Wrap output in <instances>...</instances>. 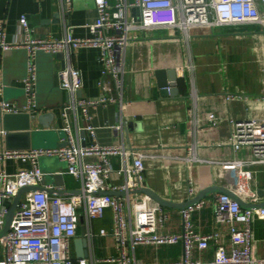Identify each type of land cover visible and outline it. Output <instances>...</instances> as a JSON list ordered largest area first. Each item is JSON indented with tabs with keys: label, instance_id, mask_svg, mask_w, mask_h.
<instances>
[{
	"label": "built area",
	"instance_id": "built-area-1",
	"mask_svg": "<svg viewBox=\"0 0 264 264\" xmlns=\"http://www.w3.org/2000/svg\"><path fill=\"white\" fill-rule=\"evenodd\" d=\"M59 2V15L65 20L72 11V0ZM94 6L96 19L87 26L90 36L85 39L73 37L70 27L60 38H36L23 16L19 20L22 40L10 45L5 42L0 24V52L22 49L27 54L26 77L22 82L26 105L19 108L0 101V123L6 115L36 111L37 53L63 55L64 66L57 72L56 79L58 88L68 98L60 110L61 147L0 152V164L6 160L29 164V169L15 174L0 172V230L8 212L3 204L11 201L20 189L36 187L44 182L47 174L39 168L42 158H55L64 163V174L79 183L83 193H88L69 197L39 191L24 194L6 236L0 239L3 248L0 264H88L86 259L74 260L71 255L80 219H83L86 237H92L91 223L101 220L107 210L112 214V229L111 232L101 229L99 237H112L118 250V255L107 259V263L145 264L137 262L127 251L138 246L181 245L180 260L152 264H264V239L258 241L253 231L255 222H264V208L245 210L228 195L214 194L207 206L212 209L214 224L226 228L228 244L216 246L210 260H195L193 252L205 255L216 237L214 234L199 233L192 221L193 214L206 207L205 200L179 211L182 230L171 233L162 231L169 219L166 209L142 194L119 198L91 195L145 188V162L160 161L165 165L178 163L187 169V201L201 191L193 178V169L207 166L211 169V186L224 188L247 205L264 203V187L258 180L264 176V115H258L262 111L264 97L231 93L228 91L230 86L226 84L222 94L225 103L241 102L246 116L243 119L221 118L209 113L202 118L195 89V65L189 61L180 67V71L174 68L177 77L184 78V70L189 74L191 86L187 134L190 140L182 156L165 153L163 148L138 149L123 141L100 146L96 143V128L92 125L90 114L91 108L116 105L120 119L112 129L116 137L122 139L125 129L131 125L124 116L130 105L124 100V76L127 73L126 56L131 47L163 41L147 38L157 31L177 33L173 41L180 42L187 49L194 30L255 26L264 31V0H116L113 6L108 0H95ZM134 32H140L144 37L132 35ZM89 48L99 50L102 70L98 86L101 94L97 98L84 99L77 96L82 89V78L80 71L72 67L71 56L76 50ZM258 67L264 78V62L258 61ZM223 71H226L225 67ZM2 90L0 81V94ZM161 90L170 97L169 82ZM77 115L82 117L85 125L80 130H73L70 116ZM223 122L228 125L229 137L222 145L230 147L234 154L243 152L247 157L244 155L227 161L202 160L198 150L209 145L199 140L201 132L204 127L217 130ZM79 131L88 135L92 141L90 145L84 144L85 138L80 137ZM115 158L119 161L118 168L113 167L112 160ZM228 169L233 170L231 180L225 174ZM121 179L122 184H117ZM45 188L54 192L64 191L61 188Z\"/></svg>",
	"mask_w": 264,
	"mask_h": 264
},
{
	"label": "crops",
	"instance_id": "crops-1",
	"mask_svg": "<svg viewBox=\"0 0 264 264\" xmlns=\"http://www.w3.org/2000/svg\"><path fill=\"white\" fill-rule=\"evenodd\" d=\"M133 2L134 0H127ZM113 6L116 0H108ZM59 0H0V24L3 26L5 42L10 45L18 44L22 40L19 27L21 17H26L33 35L39 39L60 38L71 28L72 36L85 39L90 36L87 26L96 19L95 0H72V11L64 20L59 15ZM132 35L144 37L140 32ZM177 37L171 31H157L147 38L163 40L152 44H141L131 47L126 56L127 73L124 76V100L130 103L124 116L131 126L138 124L139 128L125 129L122 139L117 138L113 127L120 119L119 109L116 105H104L90 109L92 125L96 128V143L100 146H111L122 141L125 144L142 149L163 148L165 153L182 156L184 148L189 143L188 137V110L190 108L189 74L184 70L185 77L178 79L177 97L162 95L155 80V72L160 69L177 68L185 62H192L196 67L195 89L199 96L198 111L202 118L209 113L218 117H233L243 119L246 114L241 102L226 104L222 94L226 84L230 87L229 92H239L250 96L264 97V78L261 76L258 61L264 62V31L255 26H244L240 28H214L212 30H194L189 48H185L180 42H174ZM0 52V81L3 86L0 101L14 104L19 108L26 105V98L22 90L20 79L26 73V52L22 49L10 50L3 58ZM52 57V58H51ZM43 55L38 61L39 94L38 104L40 110L23 113L30 115L31 132H40L39 138H35V144L31 140L29 150L55 149L60 145L59 130L62 127L60 110L67 103V95L57 86L56 74L62 69V63L55 56ZM71 65L79 70L82 78V89L79 97L84 99L97 98L101 94L99 82L101 80L102 64L99 60V50L79 49L71 56ZM226 71H223V68ZM188 77V78H187ZM187 78V79H186ZM262 111L258 115H264V103ZM46 113H54L53 120H43L47 124L44 128L37 121L38 116ZM20 115V114H19ZM254 115H256L254 113ZM13 121V120H12ZM73 130L84 127L81 116H70ZM14 123V124H13ZM11 129L16 130L23 126V122L17 124L13 121ZM2 132V133H1ZM4 136L5 132L1 131ZM80 137L85 138V145L92 141L87 134ZM229 137L228 125L223 122L219 129L208 130L204 127L199 140L209 146L198 150V156L207 161H227L234 158L247 157L243 152L234 154L232 149L222 145ZM34 144V145H33ZM214 144V145H212ZM11 146V145H10ZM9 146V147H10ZM12 146H25L17 144ZM36 146V147H34ZM59 148V147H58ZM6 151V144L0 152ZM27 151V150H26ZM245 155V156H244ZM113 167L118 168V159L112 160ZM40 170L47 174L44 179L45 187L53 190L63 189L80 190V184L71 177L64 174L66 165L55 158H42L39 161ZM145 188L158 194L160 197L173 203H184L187 201L186 189L188 187L187 169L178 163L163 164L160 161L145 162ZM29 169V164H21L16 160H6L0 164V172L15 174L20 170ZM227 178H233V170L225 172ZM61 175L63 187H57L52 176ZM193 178L204 190L211 186V169L207 166H197L192 171ZM260 185L264 187V176L258 178ZM119 180L117 184H122ZM213 199V195L205 200L206 207L197 211L192 216L196 230L201 234H214L215 241L210 250L201 255L193 252V259L210 260L214 248L218 245L228 244V235L225 227H218L213 222L212 209L207 206ZM4 207L9 209L10 204L6 201ZM168 222L162 229L163 232L179 233L182 223L178 210L166 209ZM84 225V224H83ZM79 223L77 237L71 246V255L74 260L76 256L74 241L81 237ZM101 229L111 232L112 214L109 210L105 212L101 220H95L90 225L92 237L88 240V257L83 258L88 264H110L106 260L118 255L116 242L112 237L101 238ZM254 236L258 241L264 239V222L253 224ZM137 262L167 263L178 261L182 258V246H138L128 250ZM3 258L2 242L0 240V260Z\"/></svg>",
	"mask_w": 264,
	"mask_h": 264
},
{
	"label": "water",
	"instance_id": "water-1",
	"mask_svg": "<svg viewBox=\"0 0 264 264\" xmlns=\"http://www.w3.org/2000/svg\"><path fill=\"white\" fill-rule=\"evenodd\" d=\"M9 52L10 51L2 52L1 54H2L3 58L5 56H7ZM43 55H46V54L37 53L35 56V64H36V69H37V83H36V89H35L36 90V110L37 111L41 109L39 104H38V94H39L38 61H39V57L43 56ZM48 56L51 57V55H48ZM55 57L61 61L62 68H63V66H64L63 55L58 54ZM26 64H27V56L25 59V65ZM25 77H26V73L24 74V76L20 80L23 81L25 79ZM155 80H156V83L160 89L166 87L167 82H169L170 87H171L170 97H177V95H178V88H177L178 79H177L176 71L174 68H169V69H165V70L164 69L157 70L155 72ZM3 86H4V84H3ZM161 93H162V95L167 96L165 91L161 90ZM79 95H80V91L77 93L78 97H79ZM54 118H55L54 113H46L45 115L38 116L37 121L39 124H42L43 120H46L48 122L49 120H53ZM12 120L16 124L19 121H22L23 126L18 127L16 130H12L10 128L11 123H13ZM31 122H33V121L31 120L30 115H28V114L4 116L2 119V122H1V131H4L5 135L4 136L0 135V150L3 148L4 142L6 144V150H29V149H31V146H30L31 140L35 144V138L38 139L40 136V132H36V131L31 132ZM43 126L45 128V127H47V124H44ZM129 128H139V126H138V124H134V125L132 124V126L130 125ZM82 135H84V133ZM59 136L61 138H63V133L60 131H59ZM12 144H14V145L23 144L25 146L17 147V146H12ZM61 146L62 145L60 144L56 148L61 147ZM34 147H36V146H34ZM52 178L55 182H57V185H56L57 187H63L64 184H63V178L61 175H55V176H52ZM45 186H46V184H45V182H43L41 185L36 186V187L22 188L18 191L16 196L11 201H9L10 207L8 209L6 216H5L3 227L0 230V239L4 238L6 236L8 229L10 227V224L12 222L15 209L17 208L18 203L24 194L29 193V192L39 191V192L48 193L50 195L63 196V197L88 195V193H86V192L83 193L81 190H68V191H63V192H54L51 190H47L45 188ZM133 194H142V195L148 197L154 203L163 207L164 209H172V210H178V211H181V210H184L188 207L194 206L195 204L203 201L207 197L214 195V194L228 195L234 201H236L242 209H245V210L251 209V208H264V203L256 205V206L247 205V204L243 203L241 200H239L238 198H236L232 193L225 190L224 188L216 187V186H210L208 188H205L204 190H201L197 194L196 197H194L193 199L188 200L184 203H173L171 201H168V200L160 197L158 194H156L155 192H153L152 190H150L148 188H139V189L131 190L128 192H112V191H110V192H96V193H92L91 195H107V196L119 198V197H124L125 195H133ZM259 195H260V197H262L261 192L259 193ZM80 224H81V227H80L81 237L74 241V246L76 249L77 258L83 259V258H87L88 254H89V252H88V240L86 238V229L83 225V219H80Z\"/></svg>",
	"mask_w": 264,
	"mask_h": 264
}]
</instances>
